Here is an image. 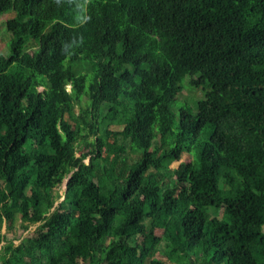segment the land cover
Listing matches in <instances>:
<instances>
[{
    "label": "trees",
    "instance_id": "16d2710c",
    "mask_svg": "<svg viewBox=\"0 0 264 264\" xmlns=\"http://www.w3.org/2000/svg\"><path fill=\"white\" fill-rule=\"evenodd\" d=\"M10 12L0 230L40 227L0 264H166L161 243L264 264V0H0ZM185 81L204 95L174 112Z\"/></svg>",
    "mask_w": 264,
    "mask_h": 264
},
{
    "label": "rangeland",
    "instance_id": "374dc122",
    "mask_svg": "<svg viewBox=\"0 0 264 264\" xmlns=\"http://www.w3.org/2000/svg\"><path fill=\"white\" fill-rule=\"evenodd\" d=\"M13 16V13H5L3 15L0 16V55L1 56H7L8 55V42H9V35L5 30V26L3 25V29H2V24L3 22L5 23V20L11 18ZM76 70L79 72V66L76 67ZM187 80V79H186ZM188 84L186 83V81L183 84V88L181 90V92L179 93L176 102L172 105V111H176L177 107H179L180 103H186L188 105H190L191 107H195L196 105V101L201 98L204 95V90L199 88V87H195V82L192 81L190 83V86H187ZM70 90V87L67 86V91ZM39 91H42V88H39ZM86 104V98L83 97L82 98V105ZM75 108V113L78 112V107L74 106ZM107 129V124H103L101 125L100 129H99V136H102L104 134V131ZM110 129H118L117 127H110ZM155 146L157 147H161L162 145L159 142V139H157L154 143ZM164 148L166 147V144H163ZM87 150H89L88 148H86L84 146V144H80L78 146V153L76 154V157L79 158L80 155L82 153H86ZM123 156H126V158H128V163H134L136 161L137 158V154L133 153L132 150L130 149L129 146H126L125 149V154H123ZM125 158V157H124ZM191 157L188 154H183L181 156V159L178 162H174L170 165V169H176L178 167V165L181 162H186V161H190ZM89 162V158H86L84 160V163L87 164ZM66 180V179H65ZM65 180L62 182V184L60 186H58L57 188L54 189L53 193L54 195H57V199L56 202L54 204V208L57 207L58 203L62 201L63 199V195H64V191H65ZM170 184V182H169ZM209 214L211 216L217 217V218H223V212L221 209L219 210H214L211 209L209 210ZM40 227V224H33V225H26V224H21L19 221L15 224L14 226V230H12L11 232H8L6 230L5 224H3L1 230H0V234L4 237V242L0 243V255L2 254V248L3 246L7 243V242H12V244L14 246L20 244V243H25L27 241V239L31 238L34 236L36 230ZM158 251H159V255L156 257L157 259L162 260L163 262H165L166 264H186V262L181 258L178 259L177 255H173L171 256V259H168L166 255V249H165V245L163 243H161L158 247Z\"/></svg>",
    "mask_w": 264,
    "mask_h": 264
},
{
    "label": "water",
    "instance_id": "95a60500",
    "mask_svg": "<svg viewBox=\"0 0 264 264\" xmlns=\"http://www.w3.org/2000/svg\"><path fill=\"white\" fill-rule=\"evenodd\" d=\"M68 179H69V177L65 180V188H66V183H67Z\"/></svg>",
    "mask_w": 264,
    "mask_h": 264
}]
</instances>
